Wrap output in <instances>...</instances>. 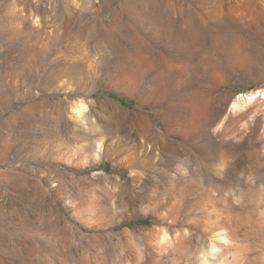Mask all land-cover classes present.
<instances>
[{"label": "rangeland", "instance_id": "obj_1", "mask_svg": "<svg viewBox=\"0 0 264 264\" xmlns=\"http://www.w3.org/2000/svg\"><path fill=\"white\" fill-rule=\"evenodd\" d=\"M180 3L0 0V264H264V19Z\"/></svg>", "mask_w": 264, "mask_h": 264}, {"label": "bare ground", "instance_id": "obj_2", "mask_svg": "<svg viewBox=\"0 0 264 264\" xmlns=\"http://www.w3.org/2000/svg\"><path fill=\"white\" fill-rule=\"evenodd\" d=\"M182 1L183 0H181V3L179 4V6H177V8H174L173 6L170 7L171 11H169L174 16L178 12L183 17V19L181 20L182 22L181 26L178 24V26H180L179 27L180 30H182L181 31L182 34L185 33L187 30L189 32L192 31L193 28L199 29L201 27H204L207 17H214L216 19H220L222 16L228 14L238 19L242 24H245L246 26L248 25L251 28L259 27L258 25L261 19H264V0H257L258 2L256 0H194L193 3L187 2V4L182 3ZM178 26L175 22H172L170 23L169 28L174 31H180L178 30ZM215 44L216 42L214 43L213 46H215ZM164 62H165L164 64L169 65L171 64L172 61L169 60L168 58H164ZM258 93H260V91H258ZM254 96H255V93H251L250 95H247L245 98L250 100ZM246 99L244 98L241 99L240 97H238V100L232 103V108L237 109L241 107L242 102L246 101ZM83 108H84L83 105H79V107H77L76 109V114L81 116ZM198 121H199V116L195 115L193 121H191L192 124L190 123L191 124L190 126H195V125L198 126L197 125L199 124ZM141 132H139V134H143ZM164 136L161 130L158 131L156 129H153L151 132H148L147 134L143 135L142 136L143 139L141 140L133 139V142L130 148L123 147L121 149L122 153L120 157L121 159L120 162L126 164L127 167H130V168H135V167H140L144 169L148 168L151 165L155 157V153H156L155 150L158 144L164 141L163 140ZM125 144L127 145L130 143H125ZM101 146H102V143L99 142L98 143L99 150H101ZM140 175L141 174H139V176ZM225 240H226V237L224 235L215 234L213 240L210 242L207 248V251L200 258L199 264H213L214 258L221 256L220 255L221 253L220 243L224 242Z\"/></svg>", "mask_w": 264, "mask_h": 264}]
</instances>
